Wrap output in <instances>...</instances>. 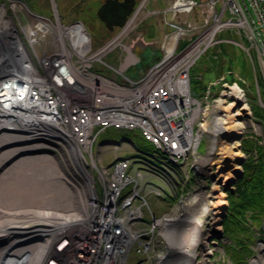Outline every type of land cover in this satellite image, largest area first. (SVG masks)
I'll use <instances>...</instances> for the list:
<instances>
[{
	"label": "bare ground",
	"instance_id": "1",
	"mask_svg": "<svg viewBox=\"0 0 264 264\" xmlns=\"http://www.w3.org/2000/svg\"><path fill=\"white\" fill-rule=\"evenodd\" d=\"M0 9L4 13L6 12L4 5L0 4ZM3 16L0 18V33L4 34L8 32L9 36L15 37L16 39L10 43L0 39V44H2V48L0 49V74L5 75L9 73L8 79H14L17 82V84H14L15 82L13 81L12 89L9 88L6 91L8 96L7 105L12 104L6 113L7 121L15 124L24 122H27V124H30V122L42 123L40 117H43V114L45 115L46 112L44 111L46 106L37 101L34 104L30 97L31 87L29 79L32 73H30V68L24 66L22 51L19 48L20 45L24 44V40L20 34L18 37L16 30H11L15 28V22H13L12 17L9 16L10 20L5 21L3 20ZM42 24L46 26L45 28H52L47 26L49 25L47 23ZM42 24L40 26H43ZM47 34L54 39L52 44L55 53L52 56L55 58L50 59L45 54L43 56L46 59H50L49 65L40 63V58L37 59L36 65H40L42 73L48 79V90L60 91L65 98L75 99V101L85 98L87 103H90L91 108L94 103L93 96L96 94L106 98L108 103L117 104L120 101L121 105L127 107L129 111H133L134 108L143 109L141 115H139H144L143 118H147L149 115L154 117L151 111L147 112V108L151 109L149 105L139 104L137 100L129 99V96L126 97V94L123 92L112 96L113 93L117 92L112 86L104 83L103 79L98 80L92 75L85 73L82 68H78L73 63L75 59H84V54L91 48L90 36L86 35L82 28H55ZM213 34L214 29H211L204 38H211ZM81 35H85L84 37L86 39L83 40ZM118 42L119 39H116L113 43ZM71 51L74 53L75 51H79V53L74 57ZM198 51L199 53L202 52L197 43L195 47H191L184 55L177 57L176 61L159 76H156L154 81H163V77L165 76V82L171 83L172 90H170V96H165L162 99L164 108L160 115L159 123L167 130H170L175 136L180 135L179 140L180 138L187 139V142L184 144L187 150L196 156L195 161H201L195 163V166L203 164L208 175L211 176L213 173V184L211 187L213 190L210 191L212 194L210 193L209 196L216 197V200L213 203L212 200L210 201L209 209L216 213L223 210L224 205L227 203L226 194L231 188H234V183L236 185L237 180L241 177H239V174L243 172L245 152L241 137L244 130L249 126H253L256 132H259L262 124L253 117L247 103L245 90L239 87L238 85L240 84L238 83L224 84L219 92L220 95L218 94L219 96L215 100L213 98L211 102H207L203 107L199 103L197 104V97L190 89L189 84L187 85L185 74ZM54 74L63 77L66 85L62 89L53 80ZM67 77L71 80L74 78V82H68ZM151 83L153 82H148L144 86L136 89L130 97L138 96L137 99H141L142 101V98L144 99L147 93L150 92L151 89H147ZM16 88L17 94H22L23 99H16L17 96L14 92ZM173 100L176 101L175 104H172ZM190 107L197 109L195 110L194 118H198L197 111L200 114V117L196 120L198 122L195 131L192 129L188 130V127H192V125L189 124L187 119L178 118L175 119L176 122L174 120L175 117L181 115L183 111ZM60 113L66 114L67 110L62 109ZM208 113H211L210 116L207 115ZM131 114L127 115L132 118L135 117ZM109 116L112 115L109 114ZM59 118L60 116L57 117L55 123L58 125H56L58 127L57 129L62 131V127L66 128V126L59 121ZM4 122L5 119H1L0 123ZM47 124L54 129L55 126L48 122ZM39 126L41 125L39 124ZM36 128L35 124L34 126L25 127L29 131L30 129L33 131ZM175 128H177L176 131ZM66 130L68 131L67 128ZM84 130V133L81 135L77 134V136L69 130L68 132L70 134L68 136L70 139L66 144H60L58 150L51 148V150L44 154L40 153L39 150L33 149V145L28 147L19 146V149H24L27 154L14 167V176L5 171L1 172L0 170V264H43L45 260H48L52 256L48 253H51L52 244L57 240L56 236L67 233L74 240L84 239V234L94 238L96 234H101L106 228H109L113 223V219L114 227L117 231L120 230L117 236L118 241L128 246L132 244V238L136 237L135 228L130 227L129 236L127 234V228L123 226L121 217L112 210L113 203L111 202V197L114 194V190L106 184L105 179L109 176L105 174L106 170L108 172L110 170L105 165L101 166L95 158L87 156L84 151V146H88L89 143L95 145L100 141V144L106 145L105 141H108V139H104L105 141L102 139L105 136H101V131L97 133L101 136L98 137L96 135L90 136V133L93 131L96 133L95 130L91 131L87 127H84ZM13 131H16V128ZM58 134L56 132L51 137L55 139L58 135L59 141L64 140L62 136L67 139L64 133ZM82 135L84 136V140L81 141L79 138ZM202 137H205L207 140L205 143L206 153L199 157ZM2 140L5 141L7 138L0 136V142ZM88 158L90 159L89 161L87 160ZM120 158L121 156H117L113 160L117 161ZM41 159H47L49 166L39 165L38 161ZM64 160H71V162L70 164H66ZM63 162L65 163V167L67 166L69 169L65 171V174L69 175L71 172L68 183H66L67 178L61 167ZM28 168H30L29 171ZM117 169L119 167L113 168L111 172ZM96 171L102 174L100 176L102 179L95 181L93 175ZM54 172H58L64 178L62 179V176H55ZM96 174L98 175V173ZM51 178L55 179V187L52 186L51 182L53 180ZM40 184H46V186ZM103 184L105 185L104 187ZM135 184L136 182L130 184L126 191L132 189ZM139 190L142 193L143 190L141 187H139ZM14 191L22 193V197L15 194L14 201H17L15 204L17 207L11 205L8 201L9 195L7 193ZM67 193H69V196L65 198ZM115 194L117 202L121 198V194ZM61 197L62 199H60ZM55 200L63 208L54 207L52 201ZM203 210H207L206 206ZM37 213L39 215L41 214L40 216L42 217L45 216V220L53 223H58V219L63 220L65 218L73 219L75 217L77 220L74 219V222L67 224V226L52 224L53 229L50 231L48 241L46 235L39 233V226L32 224V221L26 220L27 218L35 220ZM183 216L184 214H179V216L173 219L165 220L167 224H163L162 226L155 224H161L163 220L156 219L155 222H150L146 218V215L144 216V222L142 224L147 228V234L156 242L158 240L164 243L167 241L165 245L169 253L164 260H158L159 264H164L165 262L169 264H201L200 260H194L193 258L195 255L193 245L199 241L201 222L197 219L191 220L192 222L190 221L188 223L189 226L187 227L188 230L186 229L187 234L185 237L184 233L186 230L184 231V225H181L182 221H179ZM105 219H109L111 224H101L100 221ZM120 222L121 225L119 226ZM216 227L218 226H213L212 230H215ZM34 228H37L35 229L36 231L31 230ZM34 232L36 233L35 236ZM21 233H24L22 234L24 237L32 236L38 243L42 242L43 244H35L34 241L31 243V240L22 237ZM98 257H101L100 261L96 260L91 263L105 264L104 256L98 255ZM111 257L113 260L115 258H121L134 262L129 253H123L121 256H114V253H111ZM64 258L67 260V264H85L84 261L86 260L79 259V256L77 257L75 248L68 249ZM154 264L158 263L154 261ZM252 264H264V259L256 256L252 260Z\"/></svg>",
	"mask_w": 264,
	"mask_h": 264
},
{
	"label": "built area",
	"instance_id": "2",
	"mask_svg": "<svg viewBox=\"0 0 264 264\" xmlns=\"http://www.w3.org/2000/svg\"><path fill=\"white\" fill-rule=\"evenodd\" d=\"M229 12V17L221 22L220 26L226 25V26H236L240 29H243L250 40L253 47H255L256 50H258L261 58L264 61V0H226V5L223 11H221L220 15H225V12ZM217 21H221V18H219ZM0 35V39L3 41L11 40L15 41V37L12 36H6ZM19 37V34H18ZM24 40V44L20 45L19 48L22 51L23 56V63L27 62L32 69H31V77L29 79L30 82V97L32 99V102H41L46 106V109L43 114V117L41 118L42 123H33L30 122V124H26V127L34 126L35 128L33 131H30L28 129H25V127H21L20 131L23 135V139H19V142L15 141L12 145V142H10L9 146L7 147V150H5L4 145H0V149L5 150L0 152V170L1 172H10L13 170V168L16 166V164L20 163L22 159L25 158L26 152L24 149H19V146L22 147H28L30 145H33L35 150H39L40 153L44 154L51 150V148H54L58 150V146L60 144H66L67 141H69L70 137L68 134H70L68 131L74 132L75 136L77 134L81 135L85 132L84 127L90 128H96L100 124L109 125V124H115L118 126H124V127H138L141 128L144 132V134L147 135V137H150L155 142L158 143L160 148L174 161H181V159H189V156H192L194 159L196 156L187 150L186 145H184L187 142V139L180 138L179 136H175L170 130H167L162 124L159 123L160 115L163 112V98L165 96H170V90L171 83L165 82V76L163 77V81H154L156 76H159L165 69H167L172 63H174L177 59V57L184 55L185 53H182L181 55L174 56L170 59L164 60L163 63L159 64L154 68V70L150 73V77L146 82L143 84H139L136 86H119L117 84H108L106 80L101 77V75H98L96 73H93L90 70V54L87 52L84 54V59H75L73 63L78 67L82 68L85 73H88L92 75L94 78H97L98 80L103 79L104 83L112 86V88L117 91L112 94L115 95L117 93L123 92L126 94V97L129 96V99L137 100L139 104L149 105L151 109L147 108V112L151 111L152 114H154V117H151L150 115L147 116V118H143L141 115L143 109L134 108L133 111L127 110V107H124L121 105L120 101L116 103H108L106 101V98H103L102 96L94 95L93 96V107H90V103H87V100L80 99L78 101H75V99L72 101L71 98H65L60 91H50L48 90L47 84L48 79L46 76L42 73L40 65H36L37 59L40 58V63L49 65L50 59L55 58L52 56V54L55 53V50H53V44H44L42 48L37 47L39 45V41H37L36 38H29ZM15 39V40H14ZM4 43V42H3ZM16 43V42H15ZM199 44L200 49L202 52L204 51L206 45H203V43L200 40H197L194 42L191 46L195 47ZM2 48V44H0V49ZM40 51V54L38 57H35L36 53ZM35 52V54L33 53ZM201 52V53H202ZM199 51L197 52V55L194 60L200 55ZM47 55L50 59H46L43 55ZM194 60L191 62V64L194 62ZM35 63V64H34ZM190 64V65H191ZM177 65V64H175ZM189 65V67H190ZM9 73L2 75L0 74V121L1 119H5L4 123H0V134L4 132H13L14 128L18 130L17 123H12L10 121H7L6 113L8 112V108L12 105H7V89H12L13 87V81L14 84H17V82L13 79L9 80ZM65 78V77H64ZM186 83L188 82V70L185 74ZM58 79V80H56ZM67 81L70 83L74 82V78L71 80L69 77H67ZM53 80L57 82L60 89L66 85L65 81H63V77L58 76L57 74L53 75ZM173 80V79H170ZM9 81V83H7ZM148 82H153L149 86L150 92L147 93V95L144 97V99H137L138 96H132L130 95L136 91V89L144 86ZM155 82V83H154ZM59 89V90H60ZM14 91L16 93L17 98L16 99H23L22 94H17V88ZM12 96V95H11ZM97 96L98 98H96ZM115 98V96H114ZM197 104L199 103L200 106L201 102L199 100L196 101ZM176 101L173 100L172 104H175ZM3 104V105H1ZM11 108V107H10ZM66 109V114H61L60 110ZM195 108L190 107L187 108L185 111H183V118L187 119L189 121V124L192 125V127H188L189 129L194 130L193 123L196 122V120L200 117L199 112L198 118H194L195 114ZM134 115L135 117H130L127 114ZM111 114L112 116H109ZM148 114V113H147ZM145 114V115H147ZM36 115V114H35ZM60 116L59 121L66 126V128L62 127V131H59L57 128V124L55 121L57 120V117ZM179 115L174 118L178 119ZM48 123L55 126L54 129L49 126ZM176 122V120H175ZM54 123V124H53ZM39 124L41 126H39ZM57 125V126H56ZM93 129V130H94ZM177 128H175L176 131ZM64 133L65 137L64 140L59 141V134L54 139L51 136L54 133ZM81 141L84 140V136L82 135L79 138ZM3 142H0V144ZM12 145V148L10 147ZM17 153V156H14V154ZM7 156V157H6ZM66 164H70L71 160H64ZM194 164V163H193ZM119 167V169L115 170L113 173V176L111 175V181L109 182L108 186H111V189L114 190V194L111 197V202L113 203L112 210L119 214L121 217V221L123 222V226L127 228V234L130 236V227L135 228V238H132V244L130 246L126 245L125 243H122L121 241H118L117 238L118 232L117 229L114 227V219L113 223L109 221V219H105L103 221H100L101 224L104 223L105 225L111 224L109 228H106L103 233L96 234L94 238L91 236H87L84 234V239L82 240H74V238L67 233H62L57 237V240L52 244L51 253H48L49 255H52L51 258L48 260H45L43 264H67V260L64 258V255L68 249L75 248L77 252V257L79 256V259H86L84 262L85 264H89L91 262L100 261L101 257H98V255L104 256L105 264H127L128 261L125 259H117L114 260L111 257V253H114V256L116 255H123L126 253H129L131 255L132 249L138 244V252L141 254H144L148 258H151L150 252L152 251V239L146 238L147 234V228L143 226L144 222V208L147 206V200L146 195L151 192H157L160 193L161 190L154 188L151 184H144L142 181V174L140 172H137L136 174L129 171L130 162L126 160H122L119 163H117L115 166L108 168L111 172L113 168ZM178 177L173 178V183L170 182L172 188H179V185L177 182H179ZM136 182V184L133 186L132 189L127 188L130 184ZM176 182V183H175ZM175 183V184H174ZM139 187L142 188V193L139 190ZM120 193L121 198L118 199L116 202V194ZM123 193V195H122ZM199 195V194H197ZM193 199V198H192ZM191 198H188L186 196L184 199H182V204H186L187 200H192ZM198 199V196H195L193 203ZM176 216H179V207L171 213L164 214L160 219L163 220V223L161 224H155L162 226L165 223V220H170L175 218ZM103 219V218H100ZM99 219V220H100ZM77 220V218L75 219ZM158 220V219H157ZM156 221V220H155ZM154 221V222H155ZM99 222V223H100ZM127 224V225H125ZM121 225V222L119 226ZM40 228V227H39ZM51 225H44V227L40 228V234H45L46 239L50 236V231L52 230ZM87 236V237H86ZM49 241V239H48ZM40 244V243H37ZM45 244V243H44ZM92 264V263H91ZM147 264V263H146Z\"/></svg>",
	"mask_w": 264,
	"mask_h": 264
},
{
	"label": "rangeland",
	"instance_id": "3",
	"mask_svg": "<svg viewBox=\"0 0 264 264\" xmlns=\"http://www.w3.org/2000/svg\"><path fill=\"white\" fill-rule=\"evenodd\" d=\"M26 1L29 3V6L32 9H34L35 11L45 13V14H52L53 10L55 9V7L53 8L51 5V0H37V1L33 0L34 4L30 3L31 0H26ZM56 1L59 2V0H56ZM181 1L182 0H141L139 3V7H138L137 17L135 18L132 25L129 26L134 29L131 32V34H129L123 39V41L129 38L130 42L132 40H134V42L136 41H141V42L148 41L149 42L150 39L154 38L152 42L154 44L152 46L153 48H149L147 50L148 59L151 60L153 58H159L162 54H164L169 49L170 41H168L167 45H165V34L167 32L166 30L170 22L172 21L180 22L181 24L185 25V28H190L191 31L185 35L186 38H190L191 36L192 37L197 36L200 30L201 31L205 30L206 28H208L210 24H212L210 23V20L212 19L213 13L212 11H210V13H206L205 10H209L207 5H205L202 9H199V6H198V9L194 10V9H188L185 7H180L179 4ZM183 1L185 2L186 0H183ZM0 4L4 5L6 8L5 13L0 9V18L2 15H4L3 20L9 21L10 20L9 16H11L13 22H15V28H20L22 34L25 33V30L23 28H29V29L39 28L37 26V21H36L35 16L31 13L28 6L23 1L0 0ZM62 7L64 8V5ZM63 8H61L60 10L63 11ZM41 27L43 28V26ZM89 28L91 29V32L94 38L101 37L103 40H105L113 36V34L111 35L104 28H93L92 26H89ZM228 28H231V27H228ZM225 30H224L225 32L220 37L222 42L216 44L214 47L211 46V48H209L208 51L204 53L203 57L200 60H198V62L194 65L192 72L195 75L200 76V78L198 77L199 78L198 80L202 85L213 86L212 88L213 93L219 90L218 93L215 95L216 97L220 95L219 92L224 84H235V83L240 84L238 86L245 90L247 103L249 105V108L252 112L253 117L255 118L256 116L254 114V106L258 105L260 107H264V71L262 69L261 63L256 58V55L252 52V50L248 49L249 44L246 42V40L240 34V32H238V28H233V30H230V29L228 30L225 29ZM139 35H143V37L137 38ZM4 37L7 38L6 36ZM45 41L50 42L54 40L52 38L46 37ZM6 42L10 43L11 40H7ZM145 48L147 47H145L142 44H137L135 46V50L137 52H144ZM249 52L251 53V55L249 54ZM33 53L35 54V52ZM39 54H40V51L36 53L35 57H38ZM198 57L196 59H198ZM194 63L191 64V67L193 66ZM243 63H245L247 67H250L251 72H252L251 73L252 77H250L249 73L247 74V72L244 70ZM26 64L27 62H24V66L26 68L32 69L30 65H26ZM148 65L149 63H145L144 65H142V67L147 68ZM218 79H219L218 83L219 82L220 83L216 84V81ZM107 82L108 84H112V81L107 80ZM95 97L98 98L97 96ZM216 97H214L213 100H215ZM201 101L207 103V102H211L212 99L210 95L208 97L206 95L203 99H201ZM210 114L211 113H208L207 115L210 116ZM182 115L183 113L179 115V119L180 118L183 119ZM197 122L198 121L193 123L194 131L196 130ZM26 124L27 122L17 123V125H19L18 130L13 131V132L3 131V133H1L0 136L2 138L6 137L7 140L5 141L2 140L3 143H1L0 145H4L5 150H7V147L9 146L10 142H12V145H13L15 141L19 142V139H23V137L21 136L23 134L21 133L20 129L21 127H26ZM261 124L262 126L259 132L258 131L256 132L253 126L247 127L246 130H244L241 138L244 140L249 137L253 138L252 136L256 135L259 137L258 140L264 143V121H261ZM93 129L94 128H92L91 131ZM112 131H115V130H112ZM121 132H126V131L121 130ZM133 132H126V133L132 134V136L134 137H138L139 134L137 132H134V133ZM95 135L98 137H101L103 134L99 136L94 131L90 133V136H95ZM120 135L122 134L120 133ZM105 137H103L102 139H107ZM113 137L115 136H110L109 138H113ZM206 141L207 140L205 139V137L201 138V142H202L201 144L203 145L200 146L201 149L199 152V157H201L202 155L206 153L205 152L206 151V146H205ZM12 145H10L11 148H12ZM5 150L0 149V152L5 151ZM132 150H133V147L129 143H125L124 146L121 145L120 149H117L115 145H102L100 144V141H98L95 145H91L89 143L88 146H84V151L87 156L95 158L96 160H98L101 166L105 165L107 168H108L107 162L108 163L113 162L114 161L113 159L117 156H120L121 154L128 155L130 152H132ZM244 154H245V160H246L248 158V153H244ZM14 156H17V153H15ZM87 160L89 161L90 159L88 158ZM45 162L46 161H40L38 162V164L45 165ZM187 162L189 165H192L193 163L195 165V163L201 162V161H195V159L192 156H189V159ZM199 168L200 166L198 167V169ZM29 169L30 168H28V171ZM137 172H138V169L136 170V173ZM96 173H98V175ZM105 174L109 175L107 178H105L106 184L109 185V182L111 181V175L113 176V173L108 172L106 170ZM101 175L102 174H100L99 171H96L95 174L93 175L94 180L96 181V180L102 179L100 177ZM154 181L158 184L162 183L161 180H159L158 178H155ZM206 183L207 185L204 184L200 186L199 188H197V190H200L201 194L204 196V198L201 199L203 202H210L212 200V203H213V201L216 200V197L209 196V194L211 193L210 191L213 190L211 188L213 184V178L211 177L209 181H206ZM40 185L46 186V184H40ZM234 185L233 187H235ZM52 186L55 187V184L52 183ZM104 186L105 185L103 184V187ZM17 187L20 188L19 186ZM233 191H235V189H233ZM7 194L9 195L8 196L9 203L17 207L15 205L17 201H14L16 197L15 194L22 197V193L18 191H14V192H10ZM67 196H69V193L65 195V198ZM60 199H62V197ZM25 201H29V200H25ZM52 202H53L54 207L63 208L62 206L59 205L57 200L52 201ZM187 211H190V209H188ZM187 211L185 212V214H187ZM224 212H221V214H224ZM40 215L39 213H37L35 215L36 216L35 220L28 219V218L26 220L32 221L31 222L32 224H35L36 226H39L40 228H42L44 227V225H48V224L49 225L60 224V225L67 226V224L74 222V219H76L75 217L73 219H68V218H65L63 220L58 219L57 220L58 223H53V222H49L45 220L44 219L45 216L42 217ZM220 218L221 217L219 216V218L217 219L216 215H214L213 219L211 220L208 219V222L204 220L202 224H200L199 241H197V243L193 245V251L195 252V255L193 256V258L194 260H200L201 264H237L234 262L233 257L228 252V247L233 243V241L231 237L228 236V234H225L224 225H223L224 218H223L222 223L219 221ZM179 221H182L181 225H184V231H185L187 227L189 226L188 221H186L185 218H182ZM213 226H218L219 229L218 227H216L215 230H212ZM35 229L37 228L31 229V230H35ZM187 230L184 233L185 237L187 234ZM251 231L253 232L254 240H253V243L249 245L251 247V254L246 255L245 264H252V260L256 256H260L264 259V230H261L260 227L253 225L251 228ZM22 234L24 233H21V236ZM35 235L36 233L34 232V236ZM44 235H48V233H45ZM154 261L155 259L152 258L151 264H154ZM127 264H132V262L128 261Z\"/></svg>",
	"mask_w": 264,
	"mask_h": 264
},
{
	"label": "trees",
	"instance_id": "4",
	"mask_svg": "<svg viewBox=\"0 0 264 264\" xmlns=\"http://www.w3.org/2000/svg\"><path fill=\"white\" fill-rule=\"evenodd\" d=\"M243 68L252 77L250 67L243 63ZM200 82L192 79V84L198 88ZM257 119L264 121V107L254 106ZM107 137H118L119 133L108 131ZM122 135H131L123 133ZM137 141L146 150L152 149V144L140 134ZM248 158L243 163V174L237 180L235 191L228 192L229 208L224 218V232L231 237L233 243L228 247L229 254L237 264H245L246 255L251 254L253 243V225L264 228V143H257V139L246 138L242 141Z\"/></svg>",
	"mask_w": 264,
	"mask_h": 264
},
{
	"label": "flooded vegetation",
	"instance_id": "5",
	"mask_svg": "<svg viewBox=\"0 0 264 264\" xmlns=\"http://www.w3.org/2000/svg\"><path fill=\"white\" fill-rule=\"evenodd\" d=\"M140 1L141 0H59L58 6L61 19L65 23L81 21L93 28L105 29L120 28L115 22L126 19L130 20L136 12ZM31 3L34 4L33 0H31ZM63 5L64 8L62 7ZM104 6H106V9L109 11V15L105 13L104 15L110 19L111 25H108L107 21L100 16V10ZM61 8H63V11L60 10ZM110 9L112 14H110ZM115 13L117 15H115Z\"/></svg>",
	"mask_w": 264,
	"mask_h": 264
},
{
	"label": "water",
	"instance_id": "6",
	"mask_svg": "<svg viewBox=\"0 0 264 264\" xmlns=\"http://www.w3.org/2000/svg\"><path fill=\"white\" fill-rule=\"evenodd\" d=\"M111 9H112V8H111ZM111 9H110V14H112ZM104 13L109 15V11L106 9V6H104V7L100 10V16H101L102 19H104L105 21H107L108 25H111V24H110L111 21H109L110 19L107 18V16L104 15ZM115 15H117V14L115 13ZM115 15H114V16H115ZM115 23H117V25H123V24L125 23V20H122V21H119V22H115ZM109 29L112 30L113 28H109ZM240 176H241V174H239V177H240Z\"/></svg>",
	"mask_w": 264,
	"mask_h": 264
}]
</instances>
